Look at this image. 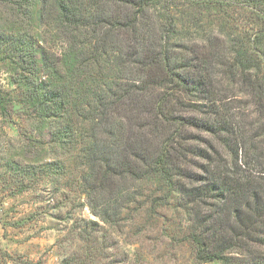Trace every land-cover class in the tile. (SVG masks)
Segmentation results:
<instances>
[{"label":"trees","instance_id":"obj_1","mask_svg":"<svg viewBox=\"0 0 264 264\" xmlns=\"http://www.w3.org/2000/svg\"><path fill=\"white\" fill-rule=\"evenodd\" d=\"M0 53L52 150L73 148L88 197L141 165L167 196L200 203L187 234L199 262L264 264V171L239 164L248 136L230 102L240 87L264 113V0H0Z\"/></svg>","mask_w":264,"mask_h":264},{"label":"rangeland","instance_id":"obj_2","mask_svg":"<svg viewBox=\"0 0 264 264\" xmlns=\"http://www.w3.org/2000/svg\"><path fill=\"white\" fill-rule=\"evenodd\" d=\"M243 14L247 16L246 10L239 16ZM180 20V33L190 32L187 19ZM35 30L49 41L46 46L61 47L43 32L45 27ZM192 32L198 43L207 42L203 32ZM173 49L178 56L187 52L175 45ZM4 58L0 53V264H223L199 262L187 239L200 203L186 207L187 198L167 196L154 175H143L141 165L133 175L108 181L102 194L88 197L79 181L83 168L73 160V148L52 150L50 128L38 118L33 103L20 97ZM232 97L236 120L244 124L248 136L239 164L246 169L248 156H254L258 164L247 169L259 176L264 158L255 157L252 147L264 157V113L256 98L242 88H236ZM149 147L152 150L151 143ZM222 150V160L231 163L232 156ZM56 158L64 161L65 170L42 165ZM14 163L23 168L14 171ZM89 182L91 189L94 179ZM157 196L160 205L154 201Z\"/></svg>","mask_w":264,"mask_h":264}]
</instances>
